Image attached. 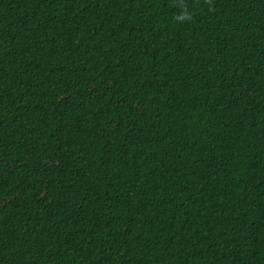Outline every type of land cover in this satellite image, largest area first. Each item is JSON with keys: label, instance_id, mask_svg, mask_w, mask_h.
<instances>
[{"label": "trees", "instance_id": "trees-1", "mask_svg": "<svg viewBox=\"0 0 264 264\" xmlns=\"http://www.w3.org/2000/svg\"><path fill=\"white\" fill-rule=\"evenodd\" d=\"M0 0V264H264V0Z\"/></svg>", "mask_w": 264, "mask_h": 264}, {"label": "clouds", "instance_id": "clouds-1", "mask_svg": "<svg viewBox=\"0 0 264 264\" xmlns=\"http://www.w3.org/2000/svg\"><path fill=\"white\" fill-rule=\"evenodd\" d=\"M171 6L178 9L177 14L173 17L176 23H187L193 19L194 13L187 4V0H172Z\"/></svg>", "mask_w": 264, "mask_h": 264}]
</instances>
